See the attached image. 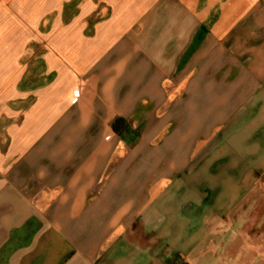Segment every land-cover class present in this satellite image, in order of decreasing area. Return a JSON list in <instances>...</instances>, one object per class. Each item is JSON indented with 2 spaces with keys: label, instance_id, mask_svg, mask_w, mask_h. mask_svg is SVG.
<instances>
[{
  "label": "crops",
  "instance_id": "0c3cea01",
  "mask_svg": "<svg viewBox=\"0 0 264 264\" xmlns=\"http://www.w3.org/2000/svg\"><path fill=\"white\" fill-rule=\"evenodd\" d=\"M0 264H264V0H0Z\"/></svg>",
  "mask_w": 264,
  "mask_h": 264
},
{
  "label": "rangeland",
  "instance_id": "374dc122",
  "mask_svg": "<svg viewBox=\"0 0 264 264\" xmlns=\"http://www.w3.org/2000/svg\"><path fill=\"white\" fill-rule=\"evenodd\" d=\"M167 181H168L167 179L162 180L160 186H163L165 184H166V186H174L175 185V186L181 187V188H183V186H184L183 178L175 179L174 182L172 184H169V185L167 184ZM165 197H168V196L165 195L163 198H165ZM198 197L199 196H194L193 195V198H198ZM176 198L179 199V202L181 203V211H180V213H182L183 212L182 210H183V207H184V203H185L184 195L183 194H177ZM226 198L229 199L230 196H217V195L212 194V195H209V203L211 204L212 207L218 206L219 208H223V206H225L226 202H227ZM170 207H172L171 209L173 210V214H174V212H176V211H174V207L171 206V205H170ZM186 207H187V205H186Z\"/></svg>",
  "mask_w": 264,
  "mask_h": 264
},
{
  "label": "trees",
  "instance_id": "16d2710c",
  "mask_svg": "<svg viewBox=\"0 0 264 264\" xmlns=\"http://www.w3.org/2000/svg\"><path fill=\"white\" fill-rule=\"evenodd\" d=\"M128 126L129 125L127 120L122 117H117L112 122V128L114 132L119 136H122L126 132Z\"/></svg>",
  "mask_w": 264,
  "mask_h": 264
}]
</instances>
